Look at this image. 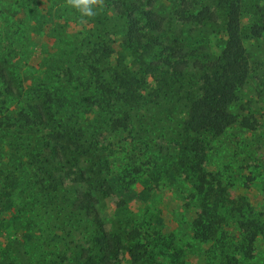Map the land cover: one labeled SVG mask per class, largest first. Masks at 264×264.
Instances as JSON below:
<instances>
[{"label": "trees", "instance_id": "trees-1", "mask_svg": "<svg viewBox=\"0 0 264 264\" xmlns=\"http://www.w3.org/2000/svg\"><path fill=\"white\" fill-rule=\"evenodd\" d=\"M214 1L215 5L212 0L174 2L183 22L211 25L219 19L223 24V45L200 63L203 77L196 88L175 78L183 75L194 51L190 53L179 38L172 45L159 39L165 37L166 29L156 12L120 1L114 2V10L123 25L112 28L102 23L94 34L87 33L82 44L70 43L71 50L50 59L48 74L63 78L61 87L44 83L28 93L14 66L0 53V217L11 207L17 209L18 232L26 242L16 241L22 246L16 250L30 258L29 264H108L117 242L125 244L120 246L130 264H160V257L169 264H181L172 244L159 239L144 244L145 235L139 231L130 242L108 237L97 202L114 195L116 185L128 189L136 179L111 175L107 144L97 141L96 126L90 127L80 117L86 115L83 105L118 103L126 111L111 126L126 131L130 109L146 107L160 95L176 96L185 109L187 137L178 166L187 171L197 194L195 232L218 244L223 264H247L254 258L253 233L264 236V220L258 219L248 201L231 199L201 155L215 138L240 122L233 107L251 71L241 23L246 1ZM263 31L260 22L250 28L253 37ZM118 34L124 36L119 44L113 38ZM161 69H165L166 94L150 83ZM15 99L18 108L13 109ZM242 125L256 129L249 117L242 119ZM230 227L242 231L244 237L231 239ZM84 244L90 246L88 251L82 248ZM6 253L0 243V264H13Z\"/></svg>", "mask_w": 264, "mask_h": 264}, {"label": "rangeland", "instance_id": "rangeland-1", "mask_svg": "<svg viewBox=\"0 0 264 264\" xmlns=\"http://www.w3.org/2000/svg\"><path fill=\"white\" fill-rule=\"evenodd\" d=\"M118 1L156 12L166 29L165 37L159 39L172 45L173 39L179 38L190 53L194 51L188 56L183 75L175 78L189 88H196L203 77L200 63L217 54L225 39L219 19L211 25L183 22L178 18L180 12L175 0H101L98 14L81 24L67 6V0H0V53L14 66L25 91L32 93L44 83L61 87L64 79L48 74L50 59L71 50L70 43L82 44L87 33L94 34L103 24L112 28L123 25L124 21L114 10V2ZM244 1L241 23L251 71L233 107L240 122L215 138L201 155L206 156L207 170L219 177L231 199L248 201L258 219L264 220V31L260 37H253L250 32L253 24L264 25V0ZM212 3L215 5L214 0ZM208 6L212 9L211 4ZM114 30L120 33L119 29ZM63 34L67 36L65 39ZM113 38L118 44L124 40L122 34ZM163 71L150 79L153 88H161L162 93L168 89H164ZM179 86L180 83L175 87ZM69 89L73 91L70 86ZM176 99V96L160 95L146 107L130 109L131 120L126 131H116L111 126L126 111L122 105H83L86 115L80 117L90 127L96 126V140L106 143V151L111 153V175L127 181L136 179L128 189L116 185L115 194L98 201L97 208L110 238L120 236L121 241L130 242L137 237L135 231H139L145 235L141 238L144 244L152 243L153 239L172 244L181 264H223L218 244L198 236L193 226L198 215L197 194L187 171L178 166L187 133L183 127L185 109ZM18 102V99L12 101L11 108H18ZM245 117L256 123L255 130L243 127ZM0 225L3 227L0 243L8 260L13 264H29L30 258L16 250L22 248L16 241L26 242L18 232L17 209L11 207L4 212ZM229 231L235 241L245 235L235 227ZM253 235L255 256L247 264H264V236ZM116 245L108 264H130L128 254L120 246L125 244ZM82 248L88 251L90 246L84 244ZM159 261L169 264L161 257Z\"/></svg>", "mask_w": 264, "mask_h": 264}, {"label": "clouds", "instance_id": "clouds-1", "mask_svg": "<svg viewBox=\"0 0 264 264\" xmlns=\"http://www.w3.org/2000/svg\"><path fill=\"white\" fill-rule=\"evenodd\" d=\"M101 0H67V6L78 16L81 24L87 23L98 14Z\"/></svg>", "mask_w": 264, "mask_h": 264}]
</instances>
